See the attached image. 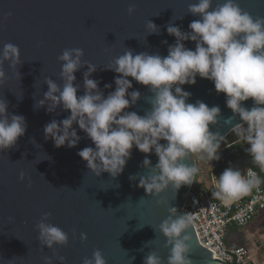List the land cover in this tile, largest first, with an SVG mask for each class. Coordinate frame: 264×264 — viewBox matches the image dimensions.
I'll use <instances>...</instances> for the list:
<instances>
[{
    "label": "water",
    "instance_id": "95a60500",
    "mask_svg": "<svg viewBox=\"0 0 264 264\" xmlns=\"http://www.w3.org/2000/svg\"><path fill=\"white\" fill-rule=\"evenodd\" d=\"M194 2L0 0V50L6 43L16 45L22 63L18 67L20 81L9 65L4 64L7 81L0 87V99H6L8 111L24 116L27 123L25 135L17 145L0 153V264H44V258L53 257L54 252L65 257L66 264H82L95 250L101 251L107 264H143L150 251H155L166 264L170 249L164 247L166 241L158 230L159 225L167 218L169 207L177 208L183 215L181 210L192 184L182 186L176 193L169 189L158 198L149 197L139 187V178L130 177L146 174L145 158L152 166L158 158L154 153L146 157L135 147L119 177L113 179L108 173L97 177L77 154L85 147L94 148L78 125L73 126L81 137L75 148L57 149L51 139H45L44 126L53 119L63 120L70 113L62 107L48 113L46 107L34 105L48 91L46 77L63 86L58 57L65 49L73 48L82 49L83 60L97 66L91 78L100 82L99 88L107 96L115 90L116 73L105 67L127 49L167 56L168 46L176 42L175 37L167 34V25L172 22L189 32L188 25L199 19L187 14L188 5ZM237 2L253 17H264V0ZM220 3L223 0H213V8ZM129 6L136 9L131 16L127 12ZM149 20L160 28V34L147 35L145 26ZM184 44L195 49L192 41ZM85 71L87 67L75 73V83L80 85L78 96L84 94ZM105 84L112 87L105 89ZM132 84L129 91L138 90L141 99L126 111L143 116L151 107L146 102L151 93L134 80ZM183 90L192 94L188 103L199 100L209 107L219 106L221 118L216 125H209V130L219 132L224 137L222 142L235 126L244 123L227 108L225 95L217 94L212 82L198 76L194 86L184 85ZM242 106L250 110L254 102L249 99ZM248 147L233 145L220 150L221 159L213 161L214 167L223 171L231 167L245 177L249 170L264 172L253 164L247 154ZM186 163L195 165L194 153ZM21 172L25 173L24 181L19 179ZM157 199L166 203L158 205ZM44 213H51L50 223L68 234L67 246H56L53 250L41 247L36 225ZM189 231L193 238L190 258L194 264H217L212 254L199 244L192 225ZM81 234L87 237L83 242ZM53 264L58 262L54 260Z\"/></svg>",
    "mask_w": 264,
    "mask_h": 264
},
{
    "label": "clouds",
    "instance_id": "9594fccd",
    "mask_svg": "<svg viewBox=\"0 0 264 264\" xmlns=\"http://www.w3.org/2000/svg\"><path fill=\"white\" fill-rule=\"evenodd\" d=\"M135 11L134 6L127 9L129 16ZM187 14L199 17L188 25L189 32L172 22L167 25V34L176 40L168 46L167 56L127 49L105 67L116 73L115 90L107 96L99 88L100 82L91 78L97 66L83 60L84 51L65 49L58 57L63 86L46 77L48 91L34 107H46L48 113L62 107L70 114L63 120L47 123L43 129L45 139H51L57 149L75 148L81 137L73 126L78 125L94 148L85 147L77 154L97 177L101 173H108L113 179L119 177L131 158L133 147L146 157L154 153L158 158L156 165L152 166L145 158L146 174L130 179L139 178V187L152 198L160 197L169 189L176 193L182 186H191L198 171L195 165L186 163L193 153L205 162L221 159L219 152L224 137L209 130V125H216L221 118L219 106L209 107L199 100L188 103L192 94L183 90L184 85L194 86L199 76L212 82L217 94L225 95L227 108L247 123V128L240 124L232 130L250 146L247 154L253 164L264 170V17H253L237 0H223L215 8L213 0H195L188 5ZM145 30L147 35L160 34V28L151 20ZM185 41L194 42L195 49L185 47ZM5 63L20 81L18 67L22 63L16 45L6 43L0 50V87L7 81ZM84 67H87L83 73L84 94L78 96L80 85L75 83V73ZM133 80L151 93L146 101L151 107L143 116L126 111L141 99L138 90L129 91L133 89ZM104 87L109 89L112 85ZM249 99L254 102L250 110L242 106ZM8 108V101L0 99V153L14 148L27 130L25 117L10 113ZM19 179L25 180L24 172ZM214 182L213 198L229 202L249 194L260 180L254 175L246 178L239 170L229 167L218 179L214 176ZM165 203L157 199L158 205ZM168 213L158 229L165 238L164 247L170 249L166 264H194L190 258L192 217L180 215L175 207H169ZM50 220L51 213H44L36 225L39 244L49 250L67 246L68 234ZM80 238L82 242L87 239L85 234ZM54 260L66 264L65 257L55 252L53 257L44 258V264H53ZM82 264H107V261L101 251L95 250ZM143 264H165V261L150 251Z\"/></svg>",
    "mask_w": 264,
    "mask_h": 264
},
{
    "label": "built area",
    "instance_id": "2783aa9c",
    "mask_svg": "<svg viewBox=\"0 0 264 264\" xmlns=\"http://www.w3.org/2000/svg\"><path fill=\"white\" fill-rule=\"evenodd\" d=\"M242 126L248 127L246 122ZM244 143L237 137L235 131L231 130L222 142L220 150ZM195 167L198 171L181 211L182 214L192 217L191 225L199 244L212 254L217 264H254L251 251L247 248L228 247L227 235L230 228L243 229L259 213L264 212V184L258 172L255 170L247 172L246 178L254 175L260 180L259 185L250 191L249 197L233 205H225L212 196V192L216 190L213 162L195 158Z\"/></svg>",
    "mask_w": 264,
    "mask_h": 264
},
{
    "label": "crops",
    "instance_id": "0c3cea01",
    "mask_svg": "<svg viewBox=\"0 0 264 264\" xmlns=\"http://www.w3.org/2000/svg\"><path fill=\"white\" fill-rule=\"evenodd\" d=\"M217 179L222 174V170L215 168ZM260 179L264 184V172L257 171ZM250 193L238 200L224 202L225 205H233L234 203L246 200ZM227 245L231 249L244 247L251 251L252 262L254 264H264V212L259 213L255 219L245 228H230L227 235Z\"/></svg>",
    "mask_w": 264,
    "mask_h": 264
},
{
    "label": "flooded vegetation",
    "instance_id": "af4514ba",
    "mask_svg": "<svg viewBox=\"0 0 264 264\" xmlns=\"http://www.w3.org/2000/svg\"><path fill=\"white\" fill-rule=\"evenodd\" d=\"M244 146H246V144L244 143V144H240L239 145V147H244ZM222 172H223V170H222Z\"/></svg>",
    "mask_w": 264,
    "mask_h": 264
},
{
    "label": "rangeland",
    "instance_id": "374dc122",
    "mask_svg": "<svg viewBox=\"0 0 264 264\" xmlns=\"http://www.w3.org/2000/svg\"><path fill=\"white\" fill-rule=\"evenodd\" d=\"M195 158H199V154L194 153Z\"/></svg>",
    "mask_w": 264,
    "mask_h": 264
}]
</instances>
